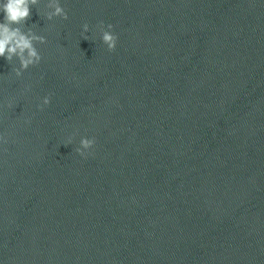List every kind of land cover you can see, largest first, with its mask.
Instances as JSON below:
<instances>
[{
    "label": "water",
    "instance_id": "95a60500",
    "mask_svg": "<svg viewBox=\"0 0 264 264\" xmlns=\"http://www.w3.org/2000/svg\"><path fill=\"white\" fill-rule=\"evenodd\" d=\"M62 4L0 59V264H264V0Z\"/></svg>",
    "mask_w": 264,
    "mask_h": 264
},
{
    "label": "clouds",
    "instance_id": "9594fccd",
    "mask_svg": "<svg viewBox=\"0 0 264 264\" xmlns=\"http://www.w3.org/2000/svg\"><path fill=\"white\" fill-rule=\"evenodd\" d=\"M43 0H0V59L6 60L12 67V72L17 79L23 78L25 72L30 68L39 66L44 57L38 45H46L47 38L36 31L37 25L33 24L27 27V21L31 18V9L39 8ZM46 11L44 16L48 21L56 18L68 20L62 0H46ZM100 33L102 43L107 47L109 52L117 49L119 37L115 34L112 24L105 25L103 21L96 25ZM92 29L89 24L83 25V33L87 34ZM88 40L87 36L84 37ZM43 78V77H42ZM31 88H26L25 92H30ZM52 102L51 95L45 96L39 105L41 111L49 106ZM14 102L9 103V108L13 107ZM30 124L31 121L27 120ZM75 136H70L65 146L71 145ZM5 142L4 136L0 134V144ZM96 141L94 138L82 137L79 141V147L76 152L79 156L87 158L92 155Z\"/></svg>",
    "mask_w": 264,
    "mask_h": 264
}]
</instances>
